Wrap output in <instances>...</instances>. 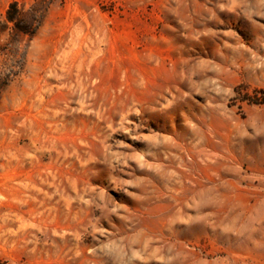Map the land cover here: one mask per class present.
<instances>
[{"label":"rangeland","instance_id":"rangeland-1","mask_svg":"<svg viewBox=\"0 0 264 264\" xmlns=\"http://www.w3.org/2000/svg\"><path fill=\"white\" fill-rule=\"evenodd\" d=\"M0 264H264V0H0Z\"/></svg>","mask_w":264,"mask_h":264},{"label":"trees","instance_id":"trees-1","mask_svg":"<svg viewBox=\"0 0 264 264\" xmlns=\"http://www.w3.org/2000/svg\"><path fill=\"white\" fill-rule=\"evenodd\" d=\"M30 15L27 18L26 13ZM44 14L43 7L31 6L28 10L19 7L16 1L9 3L5 10V21L12 24L13 31L23 34H33L34 27L39 25Z\"/></svg>","mask_w":264,"mask_h":264}]
</instances>
